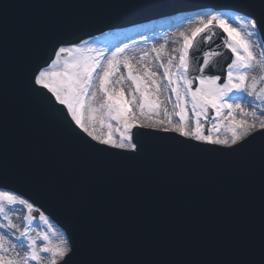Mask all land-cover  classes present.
<instances>
[{"label": "water", "instance_id": "water-1", "mask_svg": "<svg viewBox=\"0 0 264 264\" xmlns=\"http://www.w3.org/2000/svg\"><path fill=\"white\" fill-rule=\"evenodd\" d=\"M131 2L159 7H145L129 15L116 18L117 10L109 5ZM242 0H0V169L5 164L13 180L0 181V189L16 192L30 199L60 224L75 242L80 239V224L84 228L103 225L101 246L115 249L123 255L150 253L153 257L168 256L188 251L199 256L202 251L210 255L224 253L230 241L241 230L259 219V166L233 163L227 158H200L176 149L168 141L149 142L142 163L121 166L99 162L82 151L80 142L72 136L65 124L53 119L42 107L33 106L31 113L22 117L16 107L18 95L16 69L32 48L42 42L47 33L67 24L76 23V35L88 39L115 28L148 22L171 16L178 12L195 11L203 8L229 9L224 5H235ZM235 10V9H232ZM203 16L173 25L151 36L125 43V38L138 33L142 28L108 33L88 40L93 47L103 50L104 57L111 58L117 47L124 48L122 54L132 65L134 74H143L145 68L156 72L154 79L159 84L148 88L149 97L160 104L159 109L144 108L140 116L141 92L127 79L123 67L111 80L110 90H124V98L133 100V112L139 120H179L176 113V96L167 79L163 77L161 63L167 65L173 59L172 71L183 47L180 33L190 34ZM168 21L152 24L144 29ZM214 38V37H213ZM253 44L257 37L252 38ZM222 45V41L220 42ZM163 49L161 59L152 51ZM221 52L228 56L223 46L212 47L203 43L190 54V78L204 74H218L224 82L229 59L217 56L210 64L211 72L197 70L203 66L205 53ZM256 51H260L259 48ZM145 53L147 55L145 56ZM143 57V59H141ZM102 64L107 61L102 59ZM261 70L252 75L259 77ZM121 76L125 79L121 80ZM7 82V120L4 119V89ZM99 81L95 82L98 85ZM197 86V81L194 87ZM96 98L93 107L103 103V93L93 88ZM143 90V85H142ZM249 100L253 99L248 97ZM248 112L252 111L246 101H237ZM259 104L258 101L255 102ZM57 107H60L57 105ZM188 110L189 127H195L196 116ZM159 112V115L156 112ZM237 118H243L237 110ZM94 115L90 127L100 136L107 135L112 124L114 138L119 137L120 127L109 119L106 110L94 114L85 112V119ZM210 132L221 138L231 133L225 126L227 121L216 118ZM213 118L209 112L207 127ZM203 122L205 116L200 118ZM218 123L219 131L213 128ZM73 127L82 136L84 133ZM136 131V129L134 130ZM145 131V129H140ZM160 136H176L162 133ZM209 134V133H208ZM207 135V134H206ZM95 143V142H93ZM115 151V150H114ZM15 177H20L14 179ZM50 183L57 192L61 206L48 194L41 183Z\"/></svg>", "mask_w": 264, "mask_h": 264}, {"label": "snow or ice", "instance_id": "snow-or-ice-1", "mask_svg": "<svg viewBox=\"0 0 264 264\" xmlns=\"http://www.w3.org/2000/svg\"><path fill=\"white\" fill-rule=\"evenodd\" d=\"M108 7L117 10L116 18L129 15L132 11L145 7H159L131 2H119ZM223 7L235 11H210L199 20L190 34L180 33L183 47L172 71L173 57L167 65L161 63L163 77L167 79L171 91L176 96V113L179 120L173 123L170 116L167 119L139 120L133 112L131 104L135 102L124 98V90L112 89L111 77L123 67L127 69V79L135 85V91L141 92L140 116L144 108L150 111L159 109L160 104L149 97L148 88L155 86L159 92V84L154 79L156 72L145 68L143 74H134L131 61L122 54L124 48L117 47L111 58L104 57L103 50L89 44L88 39L76 35L79 26L76 23L53 29L36 44L23 62L16 69L18 95L16 107L22 117L31 113L33 106L42 107L53 119L62 121L69 133L82 146V151L99 162H107L121 166L142 163L146 157L149 142L168 141L176 149L200 158H227L233 163H247L259 166V219L241 230L230 241L227 250L222 254L210 255L202 251L199 256H193L188 251L172 253L168 256L153 257L150 253L123 255L120 251L101 246L103 225L84 228L80 224V239L75 242L64 235L58 244L53 245L48 232L53 231L49 217L28 199L8 191H0V213L4 214L7 224L0 225L7 229H15L12 233L15 242L9 239L8 233L0 234V264H264V0H242L235 5ZM105 35H107L105 33ZM257 37L253 44L252 38ZM213 37L222 40L230 56L221 52L205 53L203 66L197 71L204 73L209 69L212 59L224 56L230 63L226 67V77L218 74H204L190 78V50L203 43H213ZM259 48L260 51H256ZM152 49L156 59H161V51ZM147 53H145V56ZM107 61L102 64L101 60ZM143 59V57H141ZM261 70L259 77L252 75L255 70ZM121 80L125 79L121 76ZM98 85H95L96 81ZM198 81V86L194 87ZM143 85V90H142ZM103 93L104 101L99 107H93L96 98L93 88ZM248 97L253 99L249 100ZM244 100L252 108L245 110L237 101ZM258 101L259 104L255 102ZM196 116L195 127H189L188 110ZM4 119L7 120V82L4 89ZM59 105L60 107H57ZM106 110L110 120L120 127L116 128L118 138H114L112 124L108 125L107 135H97L90 127L92 115L85 119V112L96 113ZM66 110V111H65ZM209 110H214L216 118L227 121L226 127L231 135L221 138L209 132L205 134L200 117H207ZM237 110L243 118L238 119ZM159 115V112H156ZM70 118V119H69ZM90 137L86 139L73 127ZM219 124L214 122L213 128L219 131ZM136 129V131H134ZM140 129H148L140 131ZM164 133H177L185 139L176 136H160ZM95 142V143H93ZM115 150V151H114ZM20 177H15L18 179ZM10 178L7 164L0 169V181ZM41 182V181H40ZM54 201L65 208L50 183L41 182ZM22 205L27 208L25 217L29 226L22 230L12 223L5 212V206ZM38 218L47 226V231L30 235V225ZM18 233V235H16ZM53 234H55L53 232ZM44 242L38 245L37 241ZM20 249V251H17ZM23 252V255H21ZM41 253L48 254L46 257Z\"/></svg>", "mask_w": 264, "mask_h": 264}, {"label": "rangeland", "instance_id": "rangeland-1", "mask_svg": "<svg viewBox=\"0 0 264 264\" xmlns=\"http://www.w3.org/2000/svg\"><path fill=\"white\" fill-rule=\"evenodd\" d=\"M5 212L7 216L11 219L12 223L17 225L21 230L24 227L29 226L27 221L25 220V217L28 215L27 208L25 206L18 204L11 206L6 205ZM14 216L16 217V220L13 221L12 218ZM5 224H7V221L4 219V214L0 213V225H5ZM47 230H48L47 226L44 225L42 221L39 220V218L36 220L34 219L30 225V235L32 236H36L38 233H42ZM15 231H16L15 229H7L4 227H0V234L5 232L8 233L9 239L13 240V242H15V237L12 235V233ZM53 232L55 234H53ZM16 235H18V233H16ZM48 235L53 245L58 244L63 237V234L60 231H58L57 228H55L54 226H53V231L48 232ZM43 243L44 242L42 241L39 240L37 241L38 245H42ZM17 251H20V249H17ZM21 255H23V252H21ZM41 255L46 257L48 254L41 253Z\"/></svg>", "mask_w": 264, "mask_h": 264}, {"label": "bare ground", "instance_id": "bare-ground-1", "mask_svg": "<svg viewBox=\"0 0 264 264\" xmlns=\"http://www.w3.org/2000/svg\"><path fill=\"white\" fill-rule=\"evenodd\" d=\"M12 220H13V221L16 220V217L14 216V217L12 218Z\"/></svg>", "mask_w": 264, "mask_h": 264}]
</instances>
